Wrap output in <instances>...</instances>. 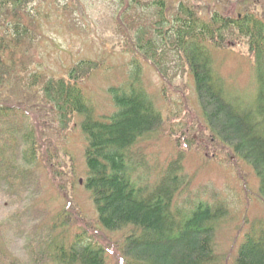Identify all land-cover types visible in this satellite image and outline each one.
<instances>
[{"label":"trees","instance_id":"1","mask_svg":"<svg viewBox=\"0 0 264 264\" xmlns=\"http://www.w3.org/2000/svg\"><path fill=\"white\" fill-rule=\"evenodd\" d=\"M116 1L122 51L131 55L130 81L110 90L113 109L100 114L81 88L100 63L84 60L67 77L31 72L20 53L25 40L35 41L30 29L33 21L40 23L35 0H0V185L18 196L40 174H65L53 145L44 142L47 130L40 129L44 119L62 132L75 124L85 138L83 181L97 222L105 235L125 232L111 247L122 264H224L216 240L231 217L226 204L192 191L194 176L181 156L149 179L154 168L142 161L141 144L161 132L164 119L143 88L141 59L165 81L178 70L190 75L212 142L228 146L252 168L264 198V0H178L176 7L167 0ZM49 3L63 9L70 4ZM231 44L248 46L253 59L257 94L251 102L237 101L216 73L214 52ZM32 87H38L37 95L28 92ZM53 161L55 168L48 166ZM33 232L31 264H111L101 233L73 224L66 211L47 213ZM4 260L0 255V264H10ZM230 264H264V221L246 231Z\"/></svg>","mask_w":264,"mask_h":264},{"label":"rangeland","instance_id":"2","mask_svg":"<svg viewBox=\"0 0 264 264\" xmlns=\"http://www.w3.org/2000/svg\"><path fill=\"white\" fill-rule=\"evenodd\" d=\"M49 1L35 0L32 5L39 10L35 20H40V23L32 22L31 36L35 41L32 45L24 41L20 61L24 54L22 63L31 72L35 70L56 77H67L71 69L84 60L100 63L81 83V88L100 114L110 113L113 105L109 92L130 81L131 69V55L123 53L121 36L116 28L115 12L119 3L116 0H61L65 5L70 3L68 9H63L65 6ZM149 1L141 0L142 3ZM167 3L173 7L180 4L178 0H167ZM257 12L260 14L261 10ZM214 56L216 73L227 82V91L242 103L253 101L257 83L248 46L231 44L214 52ZM141 64L143 88L164 119L161 132L141 144L142 161L154 168L149 179L152 181L167 162L177 156L183 158L186 171L194 176L192 191L206 192V197L212 202L216 198L221 200L231 212V217L220 226L216 240V251L222 255L224 264H230L246 231L264 221V198L259 194V181L252 168L237 159L228 146L212 142L193 79L188 73H179L178 70L176 75L165 81L150 62L141 59ZM28 92L32 96L37 95L39 89L32 87ZM23 100L17 97L18 104ZM28 115L32 120L36 118L33 114ZM41 126L40 133L44 131L43 127L47 130L44 142L50 141L53 145L55 160H62L65 174H57L56 177L51 170L47 176L40 174L33 178L30 188L20 190L18 196L10 194L0 185V239L5 242V248L0 247V255L10 264H31L28 262L29 246L32 244L29 240L35 237L33 230L36 224L46 219L47 213L59 210L68 212L73 224L83 223L101 233L110 246V263L122 264L120 255L114 253L111 247L121 241L125 232L103 234L93 201L84 186V135L75 124L66 132L45 119ZM191 126L193 129H190ZM56 130L62 136L54 135ZM48 166L55 168L56 163L53 161ZM58 169L61 172L62 168ZM143 170L139 173H144ZM37 185L41 186L39 190L35 189Z\"/></svg>","mask_w":264,"mask_h":264}]
</instances>
